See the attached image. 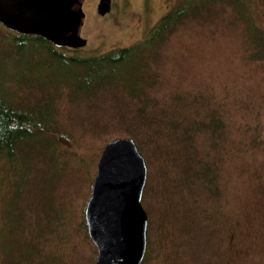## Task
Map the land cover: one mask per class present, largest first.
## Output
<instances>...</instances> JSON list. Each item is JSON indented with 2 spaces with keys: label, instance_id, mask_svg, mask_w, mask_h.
Listing matches in <instances>:
<instances>
[{
  "label": "rangeland",
  "instance_id": "374dc122",
  "mask_svg": "<svg viewBox=\"0 0 264 264\" xmlns=\"http://www.w3.org/2000/svg\"><path fill=\"white\" fill-rule=\"evenodd\" d=\"M180 2L109 0L101 14V0H81L84 47L55 49L83 59L133 46ZM248 22L264 34V0L202 6L146 52L140 98L117 82L77 94L78 68L43 47L11 58L13 32L0 25V98L43 134L23 149L22 179L0 163V264H95L85 208L104 147L127 138L147 169L145 264H264V61L249 58ZM213 114L221 134L201 128ZM27 245L32 259L21 258Z\"/></svg>",
  "mask_w": 264,
  "mask_h": 264
},
{
  "label": "water",
  "instance_id": "95a60500",
  "mask_svg": "<svg viewBox=\"0 0 264 264\" xmlns=\"http://www.w3.org/2000/svg\"><path fill=\"white\" fill-rule=\"evenodd\" d=\"M104 3L101 14L109 11V0H101V6ZM81 5V0H0V25L16 34L41 37L56 48H82L85 42L77 38ZM146 177L145 161L132 139L107 143L84 212L88 237L97 250L95 264H142L147 246V216L141 206Z\"/></svg>",
  "mask_w": 264,
  "mask_h": 264
},
{
  "label": "trees",
  "instance_id": "16d2710c",
  "mask_svg": "<svg viewBox=\"0 0 264 264\" xmlns=\"http://www.w3.org/2000/svg\"><path fill=\"white\" fill-rule=\"evenodd\" d=\"M218 1L219 0H181L178 5L162 16L148 33L133 46L114 49L105 54H99L97 52L83 59L76 56L66 57L61 55L59 53L60 51L55 49L56 47L41 37L13 33V38L10 39L11 58L15 59L19 56L20 46L43 47L47 49L45 51H47L54 60L72 65V67L78 68L83 73L82 82L79 83L77 90H74L77 94L81 89L83 90V94H89L117 82L121 84L125 90L128 89L129 96L140 98L144 86L149 84L144 82V79L147 77L148 67V63L145 60L146 52L148 53L149 50L166 42L176 32L177 28L187 19L192 18L202 6L212 5ZM105 5L106 3L101 6L100 11H102ZM248 23L250 24L251 22ZM247 32L246 45L247 49L250 50L249 58L251 61L263 62L264 34L252 27L251 24L248 26ZM57 49L63 50L64 48ZM139 65L145 66V72H143L141 76L138 74ZM78 75H76L75 80L76 78L80 80V78L77 77ZM146 81L149 82V80ZM1 83L2 82H0V84ZM69 86L72 85L70 84ZM6 102L7 100L0 98V163L5 162L7 168H10L12 176H15L17 179H22L26 168L22 171L21 166L26 164L27 159H29L25 151H27L28 146L31 148L32 145L36 143L34 140L38 136H42L43 134L35 124L36 119L32 116V113L27 115L24 112H17L11 108L10 105L8 106ZM143 111L144 109H142V112ZM173 121L171 125L175 127V124H178V122L174 119ZM201 128L204 131H210L213 135L221 134L224 123L219 114H213L209 116L208 122H204ZM198 129L200 131V127ZM190 131L191 129L188 131L189 135ZM253 141L255 142L256 140L253 139ZM62 143L65 142L60 139L59 144L62 145ZM248 144H250V142H248ZM25 147L27 149L24 151L23 149ZM207 172L208 169H205V174L209 175L210 173ZM8 213L9 212L6 214ZM18 223L19 222L13 221L10 225V232L14 236L9 237L8 234L6 235L13 247H17L18 245ZM33 251L34 248L32 246L27 245L23 247L21 250V258L24 259L31 256L32 259ZM142 264H145L144 260Z\"/></svg>",
  "mask_w": 264,
  "mask_h": 264
},
{
  "label": "flooded vegetation",
  "instance_id": "af4514ba",
  "mask_svg": "<svg viewBox=\"0 0 264 264\" xmlns=\"http://www.w3.org/2000/svg\"><path fill=\"white\" fill-rule=\"evenodd\" d=\"M78 9H79V8H78L77 6L74 7V10H75V11H78ZM63 48H64V49H70V50H72V51H76V50L79 49V48H70V47H63Z\"/></svg>",
  "mask_w": 264,
  "mask_h": 264
}]
</instances>
